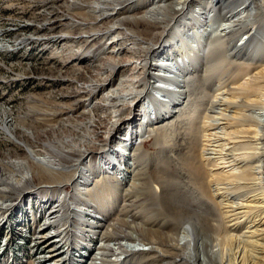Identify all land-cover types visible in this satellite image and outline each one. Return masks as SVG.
Wrapping results in <instances>:
<instances>
[{
    "label": "bare ground",
    "instance_id": "6f19581e",
    "mask_svg": "<svg viewBox=\"0 0 264 264\" xmlns=\"http://www.w3.org/2000/svg\"><path fill=\"white\" fill-rule=\"evenodd\" d=\"M197 1L200 5L198 15L188 13L192 0H176L183 4L178 11L169 4L162 17H157L143 10V4L136 8L134 18L127 22L136 35V41L146 43L148 47L141 50L138 56L140 64L143 63L139 73L144 74L140 80L144 89L130 93L136 103L124 112L121 121L123 124L130 123L133 128L146 123L149 137L142 140L139 146L131 143L134 150L129 157L135 162L125 167L123 172L124 177L133 173L130 188L123 192L119 187H106L111 178L102 177L95 179L86 193L90 200L85 205L99 212L115 210L122 199L129 208L126 214L122 212L119 218L111 221L101 234L107 243L100 247V264H264V0L261 3L258 0V8L250 6L253 0ZM88 4L89 0H66L61 5L66 7L71 20L78 22L62 36L71 38L73 33L84 28L90 31L100 19L101 15L91 13L96 8ZM110 6L116 9L115 5ZM210 9L215 12V22L224 31V37L212 33L208 35L204 27L207 22L200 17ZM240 11L244 14L231 18ZM170 16V20H175L173 25ZM186 23L188 26L202 24L204 30L193 32L191 38L185 37ZM251 25L254 31L247 40L241 41L242 33ZM104 30L108 32L112 28ZM59 40L60 37L56 42ZM191 40L196 41L197 46ZM79 41L82 44L89 42L83 38ZM166 47L171 51L158 53L160 48L164 50ZM70 54L75 55V52ZM178 54L186 56L182 79L168 77L158 71H142L146 66L172 69L173 64L169 60L176 61ZM150 56L163 59L152 63ZM126 61L131 62L132 58L121 57L118 64ZM78 70L77 74L74 73L75 78H69L71 83L86 80L84 71ZM119 71L105 78L95 77L90 86L86 85V80L83 85L78 84V90L71 91V95L76 94L79 103L85 104L82 100L84 94L111 83ZM151 78L169 80L180 88L156 86ZM156 89L167 94L168 99L154 97ZM147 97L152 102V108L146 105ZM78 104L59 106L55 95L34 102L32 115L35 117L27 115L24 118V126L33 135L21 134L36 154H44L49 160L47 164L29 160L28 165L22 166L0 159V185L7 186L0 188V199L3 200L0 210L13 211L17 200H11L12 190L31 181L24 169L32 171L34 181L50 183L51 191L57 193L70 186L76 173L75 170L53 169L52 165L70 167L74 161L81 165L87 157L98 154V133L106 128L103 118L100 117L92 125L97 138L91 137L90 140H82L81 132L74 125L60 124L58 130L55 127V123H61L66 113L76 116ZM94 110L97 113L99 109L95 107ZM140 111L143 112L144 122L136 114ZM88 116L82 112L77 118L83 120ZM118 129L120 126L116 125L113 132ZM134 134L131 129L130 141ZM61 135L74 136L70 148L61 146ZM7 141L14 143L11 139ZM77 144L79 148L75 147ZM120 153L117 150L112 155L114 160L121 162ZM98 155L113 168L116 167L111 155L107 156L106 149ZM121 159L126 162L128 157L124 155ZM73 188L75 190L76 186ZM54 198V194L48 197L41 217L35 222L42 217L50 219L38 232L36 229L40 235L27 264H64L68 261L67 257L63 258L65 251L61 249L63 243L70 242L68 234L71 229L65 217L67 209L62 216L57 209L59 206L63 208L66 201H61L55 209H49L46 215L47 206ZM8 200L11 202L5 203ZM138 206L142 210L136 212ZM124 214L131 216L132 221L122 217ZM76 215L71 212L72 217ZM50 227L61 228L53 236L46 231ZM56 236L60 241L54 239ZM99 236L91 239L93 244ZM123 239L135 244L126 246L121 242ZM109 242L119 244V254H125L123 259L118 258L117 249ZM72 244L73 249L82 246L75 241L70 243L69 248ZM143 244L150 247L138 246ZM82 247L91 254L96 249L94 245ZM153 251V257L146 256ZM202 253L204 258H201ZM114 256L115 259L108 258ZM73 257L69 256V264H78L73 262ZM164 258L169 259L165 261Z\"/></svg>",
    "mask_w": 264,
    "mask_h": 264
},
{
    "label": "rangeland",
    "instance_id": "374dc122",
    "mask_svg": "<svg viewBox=\"0 0 264 264\" xmlns=\"http://www.w3.org/2000/svg\"><path fill=\"white\" fill-rule=\"evenodd\" d=\"M65 1L48 3L44 0H0V159L22 166L28 165L29 160L39 164H47L48 157L44 154H36L33 147L23 139L24 136L21 134L25 132L30 136L33 135L32 131L24 126V118L27 115L35 117V115H32L34 102L55 95V101H59V106L68 103L77 105L79 99L75 96L76 94L71 95V91H77L78 84L81 86L87 80L86 85L90 86L96 79L95 77L105 78L120 69L114 81L94 89V92L84 94L82 100L85 104H78V110L75 112L76 116H73L72 113H66L61 123H55V127L58 130L60 124L74 125L81 132L82 140H90L91 137L97 138V135L92 131V125L100 117L103 118L106 128L101 129L98 133L100 135V139L96 140L98 154L101 150L106 149L107 156L111 155V159L114 160L112 155L117 153L118 150L121 152L119 157L121 162L115 158L114 161L117 165L113 168L110 163H106L101 158V155L97 154L96 156L87 157L81 165L77 161H74V165L70 164V167L52 165L51 168L53 169L75 170L76 173L74 181L69 184L70 186L61 189L57 193L51 191L52 185L50 183L34 181L32 171L29 168L24 169L25 175L31 177V181L17 185V187L13 186L15 188L12 190L10 197L11 200H17L13 211L0 210V264H27L30 260L29 256L34 252L37 237L40 235L36 233V229L38 232L39 228L43 227L45 222L50 221V219L42 217L37 223L35 222L42 215L44 205H46L44 204L45 201L53 194L55 198L48 204L46 215L49 213V209L57 208L61 201L65 200L66 205L63 208L60 206L57 208L60 210L58 214L62 216L67 209L65 217L69 220L68 224L71 229L68 234L69 244L63 243L61 248L65 251L62 254L63 258L67 257L68 260L64 264L70 263L69 256H75L73 262L78 264L101 263L102 260L99 257L102 250L100 247L107 243L102 239L101 234L107 230L111 221L119 218L122 212L126 214V210L129 208H126V201L122 199L115 210L105 213L99 212L94 207L85 205L90 200L86 193L93 186L95 179H101L102 177L111 178V181L105 185L106 187H119L123 192L130 188L133 173H129L128 177H124L123 172L126 171L125 167H129L135 162L131 156L129 157V153L134 150L133 147L131 149V143H136L139 146L142 140L149 137V127L146 123L133 128L130 123L123 124L121 121L124 112L128 108H133L136 103L130 93L143 91L144 89V85H141L140 81L144 74L139 73L143 63L140 64L141 59L138 56L141 50L144 51L148 47V44L136 41V35L127 25V22L129 19L134 18L136 8L143 4V10L152 12V15L157 17H162V13L169 4L174 6L175 11L183 6V4L177 3L176 0H89L90 4L88 5L96 8L91 13L102 17L100 16V19L91 26L90 31L82 27L84 29L73 33L71 38H65L62 35L68 34V29L78 23L76 19L71 20L70 17L72 16L67 12L66 7L61 6ZM260 1L262 0H259V3H261ZM257 2L258 0L251 1L250 6L258 8L256 7ZM110 5H115L116 9H112L113 7ZM199 8L198 1L192 0V6L187 10L190 14L193 12L198 15L200 14L198 12ZM243 12L240 11L231 18L236 19ZM214 16L215 12L210 9L200 18L205 19L207 22L204 27L207 28L208 35L212 33L224 37L225 33L218 28ZM170 21L171 25L175 24V20ZM107 27H111L112 30L105 31L104 29ZM184 30V36L191 38L193 32H201L204 28L202 24L192 23L188 26L186 23ZM253 31L254 27L251 25L242 33L241 41L247 40ZM58 37H60V40L57 43ZM82 38L88 39L89 42L82 44V41H79ZM191 43L197 46L196 41L191 40ZM167 48L164 50L160 48L158 53L171 51V48L169 50ZM71 52H75V55H71ZM121 57H131L132 61L118 64ZM149 58L152 63H156L157 59L158 61L163 59L155 56ZM185 60L186 56L178 54L176 55V61L169 60L173 64L172 69L166 70L162 67L155 69L146 66L143 67L142 71H158L162 75L166 73L168 77L174 76L182 79ZM136 66H139V68H136ZM78 69L84 71L86 80L82 82L77 80L71 83L69 78H75ZM151 80L154 81L156 86L180 88V86L169 80L158 78H154V80L151 78ZM153 92L156 98L168 99L167 94L160 89ZM145 99L146 105L152 108V102L148 100L149 97ZM95 107L99 109L97 113L94 110ZM82 112H86L89 116L83 120L78 119L77 117ZM136 114L140 118L142 117L143 122L145 121L143 112H136ZM116 125L120 126V129L113 132ZM131 129L135 133L132 141L129 139ZM111 132L112 135L114 133L113 136L110 134ZM73 137L61 135L59 139L61 146L64 149L70 148ZM8 139H11L14 143L8 142ZM66 146L68 147L66 148ZM75 147L79 148L80 146L77 144ZM124 155L128 157L126 162L121 159ZM95 161L97 164L93 165ZM262 170L264 172V167ZM262 176H264V173H262ZM74 186H76L75 190ZM0 188H7V186L0 185ZM73 193L74 196H72ZM10 202L8 200L5 203ZM0 203H3V200L0 199ZM140 210L142 208L138 206L136 212ZM71 212L78 215L72 217ZM125 214L122 217L132 221V217ZM60 228L50 227L46 231L55 236ZM129 231L136 235L133 229ZM99 234L96 244H93L91 239L96 238ZM54 239L60 241L57 236ZM75 241L82 246L94 245L96 248L94 254H91L82 246L73 249L72 244V247L69 248L70 243ZM121 242L126 246L135 244L129 239H123ZM109 243L117 249L119 254L121 251L119 244ZM138 246L146 249L150 247L148 244ZM200 247H202V243ZM147 255L153 257L154 251L149 252ZM96 256L99 259H94ZM124 256L125 254H119L118 258L123 259ZM108 258L115 259L116 257ZM201 258H204L203 253ZM168 259L164 258L165 261ZM177 261L180 262L179 257ZM46 264L52 263L48 262Z\"/></svg>",
    "mask_w": 264,
    "mask_h": 264
}]
</instances>
